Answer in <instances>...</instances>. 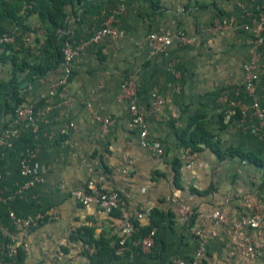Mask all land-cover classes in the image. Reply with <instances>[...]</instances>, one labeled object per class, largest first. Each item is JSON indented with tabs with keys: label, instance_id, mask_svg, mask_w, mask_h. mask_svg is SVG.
Here are the masks:
<instances>
[{
	"label": "crops",
	"instance_id": "crops-1",
	"mask_svg": "<svg viewBox=\"0 0 264 264\" xmlns=\"http://www.w3.org/2000/svg\"><path fill=\"white\" fill-rule=\"evenodd\" d=\"M66 11L64 29L71 28L75 43L85 44L72 62L70 79L48 96L50 83L60 76L59 62L19 90L22 103L45 99L51 110L37 114L33 124L15 125L13 114H0V134L12 126L19 130L17 139L9 138L0 148V248L4 231L15 229L9 211L46 214L42 222L16 229L22 264H88L95 251L90 254L88 248L95 246L84 242L86 231L114 246L119 238L114 212L82 206L71 195L72 189H88L96 178L104 189H123L131 216L145 206L164 212L149 251L132 243L109 264H264L263 227L236 226L255 207L264 216V26L255 90L235 85L245 79L264 0H85ZM108 20L120 36L92 41L93 29ZM27 21L31 28L39 24L35 15ZM222 23L227 24L224 33L214 29ZM166 30L183 31L193 43L175 41L165 54H152L146 35ZM129 74L136 85L131 100L120 95ZM9 78L10 62H0V80ZM154 99L162 103L154 105ZM9 102L13 105L14 98ZM131 102L145 112V138L161 145V155L141 145L139 130L127 127ZM229 106L235 113L227 118ZM196 114L223 154L201 144L192 150L188 166L179 135ZM105 116L114 121L106 134ZM21 161L41 180L23 187L32 176L21 173ZM125 167L129 173L123 178ZM167 197L191 205L196 212L192 222L171 211ZM215 210L227 222L208 216ZM255 240L262 248L247 251Z\"/></svg>",
	"mask_w": 264,
	"mask_h": 264
},
{
	"label": "built area",
	"instance_id": "built-area-1",
	"mask_svg": "<svg viewBox=\"0 0 264 264\" xmlns=\"http://www.w3.org/2000/svg\"><path fill=\"white\" fill-rule=\"evenodd\" d=\"M24 12V10H22ZM263 26H264V16L259 15L258 23L254 31L253 38V48L251 49V58L248 64L244 67L245 70V79L241 83H235L237 86L244 87L248 92L252 93L255 90V80L257 75L254 73L258 62V45L263 41ZM32 27V26H31ZM227 24L222 23L220 25L214 26V29L224 33L226 30ZM72 33L71 28L61 29L60 35L64 37V41L61 46L62 60L58 66V71L60 76L53 80L50 83V88L48 96H54L70 79L72 71V62L83 52L85 44L84 43H75L70 39ZM44 29L39 26V24L34 25V28H31L30 31H22L20 26L15 25L11 33L0 34V44H13L15 49L21 48V43L26 49H30V53L37 54L40 53L42 44L37 43L34 46L32 45L33 37L35 35H43ZM121 32L118 31L115 27L111 25V21H105L99 28L93 29L91 40L98 41L102 37H109L116 39L120 36ZM20 37L21 42L17 40V37ZM147 44L151 50L152 54L162 53L165 54L167 49L173 42H179L180 44H191L193 39L185 34L183 31H162V32H149L146 35ZM120 95L123 98L132 99L136 95V85L134 80V75L129 74L121 84ZM162 103V99H154V105ZM88 107H91V104L88 102ZM254 108L257 107V104L253 105ZM52 108L51 104L43 100L42 105L36 106L34 103H22L15 107L13 116L15 120V125L20 123L33 124L37 114H42L50 111ZM130 112L132 114L127 127L129 129L139 130L141 137V145L149 148L154 154L161 155L163 149L157 141H149L146 137V129L144 127L145 112L139 110L136 105L131 102ZM235 113V106H229L226 108L225 116L229 118L232 114ZM257 115L262 117V113L257 111ZM102 129L106 134L114 124V121L105 116L101 118ZM19 130L17 126H12L10 129H4L0 134V148L3 147L9 138L17 139L19 136ZM61 133H66V129L61 130ZM183 158L185 159L188 166L193 164L194 152L190 148H186L182 153ZM21 173L24 175L32 176L31 181L24 183L23 187H28L35 181H40L39 176H35L32 173V170L21 161ZM123 178L127 176L128 168L125 167L120 170ZM88 189L75 188L71 190L72 197L82 206L88 204L97 205L103 212L107 215L111 214L114 210L118 209L120 216L116 226L119 231V240L118 243L121 247H126V243L131 240L133 234L136 232L137 227L134 223L135 219H144L150 212L151 207L145 206L135 219L131 216L127 208L122 204L123 201V189H104L100 186L99 181L96 178H92L88 182ZM167 201L170 204L171 211L182 216L185 221L189 222L191 218L195 215V210L191 205L185 204L176 198L167 197ZM9 217L12 219L14 224V230L4 231V243L2 245L1 251L4 259L0 264H12L13 258L17 255V233L16 229L20 227H31L36 225L39 222H42L45 219L46 214L44 212H38L33 216H19L14 211L8 212ZM209 217L215 218L220 222H227L225 216L220 210L212 211L208 214ZM51 217V216H50ZM49 217V218H50ZM53 217L55 215L53 214ZM248 225L250 227H263L264 229V216L261 214L259 207H255L254 213L247 219L242 220L236 226ZM264 235V233H263ZM156 228H152L147 235L144 237L134 240L133 244L142 248L145 251H149L155 241ZM263 244L260 240H255L251 245L246 246L245 249L249 252L253 251L256 248H262ZM90 254L94 251V247H89ZM176 264H188L182 260H176ZM189 264H195L194 262Z\"/></svg>",
	"mask_w": 264,
	"mask_h": 264
},
{
	"label": "trees",
	"instance_id": "trees-1",
	"mask_svg": "<svg viewBox=\"0 0 264 264\" xmlns=\"http://www.w3.org/2000/svg\"><path fill=\"white\" fill-rule=\"evenodd\" d=\"M85 0H0V34L11 33L15 25L20 26L22 31H30L31 25L28 17L35 15L39 26L44 29L43 35H35L32 45L41 43L40 55L42 60H27L30 49H26L21 43V48L15 49L13 44H0V62L7 60L11 64V78L0 80V114L10 112L13 114L17 105L22 104L23 98L20 96V88L27 81H33L38 76H43L48 70L55 69L61 60V46L64 37L60 35V30L64 29L67 17V6L81 4ZM24 10V12H22ZM21 36L17 40L21 42ZM14 98V104H10L9 99ZM43 102L35 104L42 105ZM236 114L239 110L236 109ZM183 148H190L197 151L200 145L210 146L218 155L223 153L217 148L216 143L212 142V135L206 130L200 115L196 114L190 118L187 128L179 135ZM241 157L258 162L257 158L251 153H241ZM108 172L107 168L105 172ZM124 204V200L122 201ZM114 216L119 218L120 212L114 210ZM135 219V216H132ZM194 217V216H193ZM193 217L189 221L192 222ZM141 223L135 219L137 227L126 247L130 246L134 240H138L149 233L152 228L161 226L164 219V212L157 208H152L150 214ZM84 242L94 245L95 251L89 256L88 264H109L118 257V250L123 251L126 247H121L118 240L114 246L109 245V241L103 237L94 239L91 231H86L83 235ZM4 259L0 249V262ZM24 252L20 245L17 246V255L13 258L12 264H22Z\"/></svg>",
	"mask_w": 264,
	"mask_h": 264
}]
</instances>
